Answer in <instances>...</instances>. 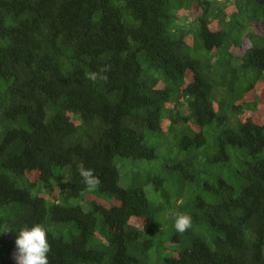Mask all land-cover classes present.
<instances>
[{"label": "trees", "instance_id": "16d2710c", "mask_svg": "<svg viewBox=\"0 0 264 264\" xmlns=\"http://www.w3.org/2000/svg\"><path fill=\"white\" fill-rule=\"evenodd\" d=\"M33 223L49 264H264V0H0V264Z\"/></svg>", "mask_w": 264, "mask_h": 264}, {"label": "clouds", "instance_id": "9594fccd", "mask_svg": "<svg viewBox=\"0 0 264 264\" xmlns=\"http://www.w3.org/2000/svg\"><path fill=\"white\" fill-rule=\"evenodd\" d=\"M79 175L83 185L88 189H95L99 184V179L94 175L92 169L81 166ZM172 226L176 233H184L192 227V217L188 214H177L173 217ZM7 230L12 229H2L0 233ZM15 232L16 264H49L48 232L42 224L33 223L30 226L21 227Z\"/></svg>", "mask_w": 264, "mask_h": 264}, {"label": "rangeland", "instance_id": "374dc122", "mask_svg": "<svg viewBox=\"0 0 264 264\" xmlns=\"http://www.w3.org/2000/svg\"><path fill=\"white\" fill-rule=\"evenodd\" d=\"M183 115L184 116H187V117H189V119H190V112H188V109L187 108H184V111H183ZM163 151V150H162ZM237 151H238V149H237ZM165 151H163V153H164ZM237 153V152H236ZM238 154V153H237ZM239 155H240V157H241V155L242 154H240L239 153ZM243 160L245 159L244 157L242 158ZM227 167H230V164H227L226 165ZM69 169V168H68ZM68 169H66V170H64V172H65V176H63L66 180V182H69L70 181V170H68ZM129 171V168H126V169H121V172H122V174H125V173H127ZM56 173H57V171H56ZM224 178L226 179V180H228L229 182H233V180H232V178H230L229 177V175H227V174H225L224 175ZM65 189H66V191H68L69 190V186H65ZM68 195V193H64L63 194V196H67ZM61 202L63 203V204H65V205H69V206H76V205H78V202L76 201V200H73V199H69L68 201H64V200H62L61 199ZM82 207H84L85 209H87L85 206L86 205H84V204H80Z\"/></svg>", "mask_w": 264, "mask_h": 264}]
</instances>
